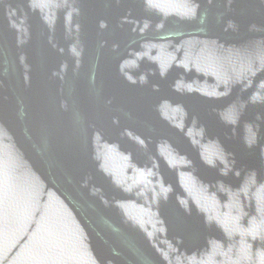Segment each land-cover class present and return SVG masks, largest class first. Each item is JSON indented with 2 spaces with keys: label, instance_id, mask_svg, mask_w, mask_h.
I'll list each match as a JSON object with an SVG mask.
<instances>
[{
  "label": "water",
  "instance_id": "obj_1",
  "mask_svg": "<svg viewBox=\"0 0 264 264\" xmlns=\"http://www.w3.org/2000/svg\"><path fill=\"white\" fill-rule=\"evenodd\" d=\"M0 264H264V0H0Z\"/></svg>",
  "mask_w": 264,
  "mask_h": 264
}]
</instances>
